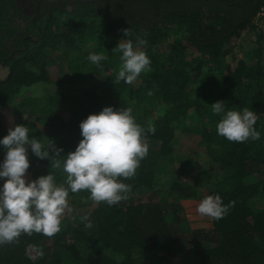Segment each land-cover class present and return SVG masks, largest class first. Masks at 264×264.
<instances>
[{"label": "trees", "instance_id": "obj_1", "mask_svg": "<svg viewBox=\"0 0 264 264\" xmlns=\"http://www.w3.org/2000/svg\"><path fill=\"white\" fill-rule=\"evenodd\" d=\"M262 20L264 0H0V64L9 71L0 81V138L9 129L2 113L11 109L19 115L12 127L26 125L30 138L45 146L52 141L61 154L73 151L82 138L79 123L107 105L97 88L75 95L65 87L59 101L52 87L39 99L29 90L52 84L63 90V76L52 78L62 67L57 53L88 56L92 49L107 60L98 69L81 56L75 80L115 84V101L107 106L131 108L149 145L135 175L121 178L130 185L127 200L109 206L92 201L86 190L69 193L60 230L0 245V264H264V50L251 47L250 62L228 67L236 44ZM137 37L146 40L141 50L150 71L132 84L105 77L121 64L112 49L120 40L135 46ZM216 101L253 111L260 139L232 142L218 135ZM59 102L71 105L67 118L46 108ZM28 104L33 112L43 107L39 124L25 118ZM28 159L31 180L51 172L63 181L62 168L30 148ZM210 194L233 202L227 214L211 218L206 228L185 226L183 201Z\"/></svg>", "mask_w": 264, "mask_h": 264}, {"label": "clouds", "instance_id": "obj_2", "mask_svg": "<svg viewBox=\"0 0 264 264\" xmlns=\"http://www.w3.org/2000/svg\"><path fill=\"white\" fill-rule=\"evenodd\" d=\"M127 29L123 35H126ZM146 40H121L112 49L120 53V67L114 82L132 84L141 73L150 71V58L141 47ZM87 60L98 69L107 57L102 52L89 53ZM151 95V91L148 93ZM214 114L220 116L216 132L228 141L259 140L260 132L254 127L257 116L249 108L239 110L225 107L224 101L211 104ZM81 139L73 151L61 154L62 149L52 141L46 146L35 137H29L24 124L10 127L0 138L3 158L0 159V245L15 243L22 235L39 233L47 237L60 230L61 216L68 208L69 193L87 191L94 202L112 206L128 199L130 185L123 179L135 175L140 161L149 150L145 129L136 123L132 109L105 106L98 113L87 115L79 123ZM152 131L151 126L147 129ZM39 159H48L65 174L57 183L53 174L28 180L30 167L28 149ZM63 155V159H57ZM123 178V179H121ZM233 202L222 203L219 194L203 197L196 211L201 216L220 220ZM85 227H91L88 216L81 218Z\"/></svg>", "mask_w": 264, "mask_h": 264}, {"label": "rangeland", "instance_id": "obj_3", "mask_svg": "<svg viewBox=\"0 0 264 264\" xmlns=\"http://www.w3.org/2000/svg\"><path fill=\"white\" fill-rule=\"evenodd\" d=\"M255 27L256 28L250 31V33H246L241 38V40L236 44L235 46L236 48L234 49V52H232L234 56L228 57V64H229L228 67L229 68H235L240 61L250 62L253 59V56L252 57L250 56L247 58L246 53L249 52V49L251 47L257 48L261 46V48L264 50V20L256 22ZM76 39H77V44H78L81 39L79 38H76ZM89 51H88V54H89ZM192 52L194 53V55H196L194 50H192ZM76 53H77V56L73 54L72 52H69V51L65 52L63 50H60L57 53L58 59L56 60V62L59 63V64L57 63V65H62V67L58 71L57 70L52 71L53 72L52 78L56 80L57 77L61 78V76H63V79H64V83L62 82L63 90H59L58 87L56 89V86H54L53 84L52 86L46 85V88L44 86H41L37 90H29V93L31 94L30 96H32L33 98L39 99L43 96V93L45 90H47L48 88L51 89L52 87L53 92L55 94L57 93L56 95L59 97L57 98V101H59V99H61L62 97V93H64L65 87L66 88L70 87L71 88L70 90H73V93H76L75 95H77L81 91H90L94 88H97V92H98L97 95H98V99L100 103L107 104V105L109 102L113 103L115 100H113L114 97L112 96L110 89H112L115 84L110 85V83L112 82L109 83V81H105L103 80V78L97 79V78H91V77H87V78L84 77L80 81L75 80L76 73H77L76 70L80 68V57L83 55L84 56L86 55L85 52H81V56H79L78 54L79 52H76ZM71 58H74V60L73 62L69 63L68 59H71ZM233 58L234 60H232ZM62 60L65 62L64 63L62 62L61 64ZM110 75H113L115 78V75H116L115 71L110 70V72L107 75H105V77H110ZM99 101H96V103L97 102L99 103ZM62 104H65V102H62ZM69 104H71V102ZM70 106L71 105L60 106V102H59L57 105L49 104L48 106L47 104L46 108H48L49 110L51 109V111H54L56 115H59L60 113L64 112V118H67L68 115L66 114V112H68ZM31 107L32 105L30 106L28 104L24 108L23 114L25 115V118L28 119L29 121L39 124L41 119L39 120V115L37 114H39L38 111L42 110L43 107L39 108V110L35 112L32 111ZM18 117H19L18 112L17 114L13 113L12 110L10 109L8 111L7 110L3 111L1 121L3 122L5 128H10L13 126V123L17 121ZM180 139H187V138H180ZM27 179L31 180L30 177H27ZM0 183H3V181H0ZM200 200L197 201L196 203H192L189 201H183V206L185 208V214H186L185 226L187 225L188 228L200 229V228H206V227L211 226V218L207 216H201L196 211L197 205L200 202ZM66 215L67 216L69 215L68 210H66ZM187 250H190V249H187Z\"/></svg>", "mask_w": 264, "mask_h": 264}, {"label": "water", "instance_id": "obj_4", "mask_svg": "<svg viewBox=\"0 0 264 264\" xmlns=\"http://www.w3.org/2000/svg\"><path fill=\"white\" fill-rule=\"evenodd\" d=\"M8 73V68L5 65L0 64V81L3 80L8 75Z\"/></svg>", "mask_w": 264, "mask_h": 264}]
</instances>
